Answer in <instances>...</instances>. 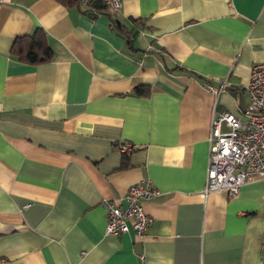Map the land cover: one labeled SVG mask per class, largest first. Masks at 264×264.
<instances>
[{
	"label": "crops",
	"instance_id": "crops-1",
	"mask_svg": "<svg viewBox=\"0 0 264 264\" xmlns=\"http://www.w3.org/2000/svg\"><path fill=\"white\" fill-rule=\"evenodd\" d=\"M262 62L264 0L0 3V264H264V180L202 191L211 120L245 118ZM142 178L145 233H107Z\"/></svg>",
	"mask_w": 264,
	"mask_h": 264
},
{
	"label": "built area",
	"instance_id": "built-area-1",
	"mask_svg": "<svg viewBox=\"0 0 264 264\" xmlns=\"http://www.w3.org/2000/svg\"><path fill=\"white\" fill-rule=\"evenodd\" d=\"M6 1L0 0V3ZM104 2L114 13L121 7V0ZM244 90L248 98L243 110L244 119L224 112L211 120L207 174L202 190L204 195L219 189L235 195L248 180H264V62L252 65ZM222 124L227 127L226 130H222ZM131 147L130 143L119 146L122 152H127ZM159 193L149 178H142L127 189L123 196L124 206L104 200L105 231L117 234L131 227L136 236H142L152 221L142 201Z\"/></svg>",
	"mask_w": 264,
	"mask_h": 264
},
{
	"label": "trees",
	"instance_id": "trees-1",
	"mask_svg": "<svg viewBox=\"0 0 264 264\" xmlns=\"http://www.w3.org/2000/svg\"><path fill=\"white\" fill-rule=\"evenodd\" d=\"M65 1V0H61ZM66 1H78V0H66ZM31 38L20 43L15 44V49L20 51L24 50L25 55L32 62L47 60L50 57V51L45 44L44 35L41 30L36 29L35 34L30 36ZM136 93L148 94L149 87L147 85L136 86Z\"/></svg>",
	"mask_w": 264,
	"mask_h": 264
}]
</instances>
